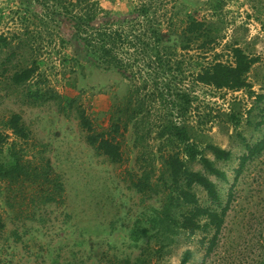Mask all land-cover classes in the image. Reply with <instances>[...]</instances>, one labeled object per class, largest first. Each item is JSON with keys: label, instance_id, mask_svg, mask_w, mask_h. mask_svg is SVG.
<instances>
[{"label": "rangeland", "instance_id": "374dc122", "mask_svg": "<svg viewBox=\"0 0 264 264\" xmlns=\"http://www.w3.org/2000/svg\"><path fill=\"white\" fill-rule=\"evenodd\" d=\"M110 1L101 0V4ZM139 1L115 0V8ZM153 1L164 43L179 47L182 27L194 17L209 21L217 38L215 49L206 53L178 50L182 70H171L165 77L152 66L141 67L134 78L101 70L84 58L77 66L72 28L66 19L48 20L49 10L43 11L34 1L0 0V35L8 41L0 49V135L7 138L0 148L5 150L15 140L4 120L12 112L19 113L29 136L15 140L16 148L39 170L47 160L50 170L42 183L32 176L0 179L4 222L0 264H120V259L138 255L147 241L156 247L150 233L133 241L131 231L137 219L160 206L161 197L158 193L143 197L133 182L149 171L157 189L161 154L176 149L157 134L158 125L170 116L185 122L200 147L211 142L232 151L230 161L218 162L227 179L210 175L223 201L230 200L229 209L209 254L201 243L204 233L180 232L149 264H178L187 248L192 250L187 264H257L264 257V152L239 176L234 172L244 139L254 142L261 136L254 124L262 105L256 96L264 95V0ZM232 46L258 58L246 75L250 87L217 89L191 78L190 66L195 63L231 60ZM32 61L34 75L26 82L12 83L9 77L14 68ZM134 85L145 102L144 112L118 136L122 160L112 163L86 142L77 109H85L97 130H106L111 104L115 98L124 100ZM174 86L191 97L188 111L181 116L172 108ZM231 114L238 122L230 120ZM193 168L200 165L195 163ZM195 190L204 199L205 192Z\"/></svg>", "mask_w": 264, "mask_h": 264}, {"label": "trees", "instance_id": "16d2710c", "mask_svg": "<svg viewBox=\"0 0 264 264\" xmlns=\"http://www.w3.org/2000/svg\"><path fill=\"white\" fill-rule=\"evenodd\" d=\"M29 1L39 3L43 11L48 9L46 13L49 16L48 20H59L57 17L66 19L72 28L71 36L75 41L77 53L74 59L77 66L82 65L80 61L84 58L92 61L91 63L101 70L116 71L131 78L140 74L141 67L148 66L156 67L163 77L171 70L181 72L183 61L178 57V50L196 49L206 53L215 49L217 41L208 20L189 17L180 32L179 47L164 43L157 6L153 0H140L134 5H121L117 9L115 0L110 1L109 5H102L101 0ZM50 2H53V6ZM7 46L6 37L0 35V49ZM22 46L21 43L18 48ZM230 56L229 61L215 58L195 63L190 66L193 67L190 72L191 78L217 89L235 91L250 87L246 75L258 58L249 56L239 46L231 47ZM6 60H10V57H6ZM5 62L3 61L2 65ZM35 71L36 64L32 61L28 66L14 68L9 78L12 83L20 84L28 81ZM133 87L124 100L115 98L111 104L109 126L106 130H97L85 109H77V118L80 127L85 131L86 142L97 154L105 156L112 163H119L122 160L118 136L144 112L145 102L136 94L138 86ZM171 94L172 108L178 116L186 114L191 105L190 93L174 86ZM256 98L262 105L258 107L256 115L258 118L254 127L261 131V136L254 142L244 139V151L239 155L238 164L234 168L235 176H239L248 163L264 152V95L259 94ZM153 100L157 101V97ZM164 118V122L158 125L157 134L163 137L166 144L175 146L176 149L161 154L159 174L155 183L157 189L153 188L149 171H144L138 180L133 182L135 189L143 197H148L152 193H158L161 197L160 206L152 207L145 217L137 219L131 231L133 241H138L150 233V237L155 239L156 247L152 246L153 241H147L138 255L132 260L131 257L120 259V264L151 263L152 259L160 256L180 232L188 235L198 231L204 233L201 243L205 247V254H209L216 244L229 209L230 200L223 201L218 184L210 175L219 180L227 179L226 171L218 162L230 161L233 158L232 151L211 142L200 147L192 140L185 122L177 121L172 116ZM230 118L231 121L238 122L234 115L231 114ZM4 126L15 140H25L29 136L19 113L12 112L6 117ZM6 139L0 135V144L5 143ZM15 140L5 150L0 148V179H21L25 176L30 179L32 176L33 181L40 179L39 183L44 182L41 178L48 180L50 173L48 161L45 162L47 167L41 166L39 170L30 159L19 153ZM206 150L211 156L207 155ZM195 163H198L200 168H193ZM55 185L56 189H61L59 183ZM196 187L205 192L204 199L198 195ZM3 228L4 222L0 214V231ZM209 234L211 236L208 238ZM206 238L208 243L205 246ZM191 257L192 250L185 249L178 264H187ZM257 264H264V257Z\"/></svg>", "mask_w": 264, "mask_h": 264}]
</instances>
